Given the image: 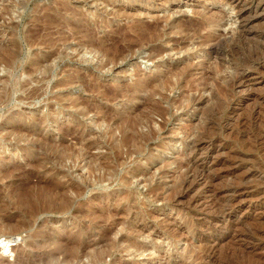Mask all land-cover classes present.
Here are the masks:
<instances>
[{
  "label": "rangeland",
  "instance_id": "obj_1",
  "mask_svg": "<svg viewBox=\"0 0 264 264\" xmlns=\"http://www.w3.org/2000/svg\"><path fill=\"white\" fill-rule=\"evenodd\" d=\"M253 2L0 0V264H264Z\"/></svg>",
  "mask_w": 264,
  "mask_h": 264
},
{
  "label": "bare ground",
  "instance_id": "obj_2",
  "mask_svg": "<svg viewBox=\"0 0 264 264\" xmlns=\"http://www.w3.org/2000/svg\"><path fill=\"white\" fill-rule=\"evenodd\" d=\"M235 0H229V3H232V2H234ZM253 1V0H252ZM254 3V2H253ZM263 7H264V5L262 6L261 4H260V2H256V3H254V5H253V8H254V10L255 11H257V10H263ZM241 16V15H240ZM156 26V25H155ZM249 69V68H248ZM244 71L242 72V74H239V77H238V79H243L244 78ZM233 82V81H232ZM235 83V82H234ZM233 83H231V85H232ZM197 144L194 142L193 143V148H194V150L195 149H197ZM201 156V155H200ZM198 157V156H197ZM203 161V160H202ZM195 162V161H194ZM201 166V165H200ZM195 167V166H194ZM197 167V166H196ZM203 167V166H202ZM195 169V168H194ZM193 169V170H194ZM198 168H196V172L198 171L197 170ZM202 169V168H201ZM201 169H199V170H201ZM195 171V170H194ZM200 174V173H199ZM196 175V174H195ZM195 175H193V176H195ZM199 176V175H198ZM196 177H197V175H196ZM195 178V177H194ZM202 178V177H201ZM33 180V179H32ZM192 181V180H191ZM192 182H194V181H192ZM191 182V183H192ZM181 183V182H180ZM183 183V182H182ZM24 197V196H23ZM22 197V198H23ZM44 197V196H43ZM19 199L21 200V197H19ZM19 199H17V200H19ZM24 199H25V197H24ZM27 199V198H26ZM49 199V198H48ZM47 199V200H48ZM46 200V199H45ZM24 201V200H23ZM26 201V200H25ZM28 202H29V200H28ZM33 202V201H32ZM48 202V201H47ZM27 203V202H26ZM22 204H23V202H22ZM21 204V205H22ZM28 204V203H27ZM15 205V204H14ZM13 205V206H14ZM37 205V204H36ZM36 205H34V206H36ZM48 205H50V204H48ZM52 205V204H51ZM28 207H29V205H28ZM42 207V206H41ZM54 207V206H53ZM46 208V207H45ZM48 208V207H47ZM52 208V207H51ZM30 209V208H29ZM33 209V208H32ZM26 210V209H25ZM28 211V210H27ZM52 211V210H51ZM40 212V211H39ZM39 212H38V214H39ZM62 212H63V210H62ZM36 213V212H35ZM96 215H98V214H96ZM33 218V217H32ZM72 218V217H71ZM91 243V242H90ZM15 245V244H14ZM14 245H13V243H12V241L10 240H1L0 241V256L2 257V256H7L8 254H10L12 251H13V247H14ZM85 246V245H84ZM90 247V246H89ZM29 251H30V249H29ZM50 251V250H49ZM25 253V249H23V250H21V254H24ZM48 254V253H47ZM53 254V253H52ZM58 255V254H57ZM52 255H50V257H51ZM28 260V259H27ZM34 260V259H33ZM32 262H35V261H32ZM31 262V263H32ZM27 262H26V260H25V258L23 257V255H19V257H18V259H17V261H16V264H26ZM40 263V262H39ZM30 264V263H29Z\"/></svg>",
  "mask_w": 264,
  "mask_h": 264
}]
</instances>
